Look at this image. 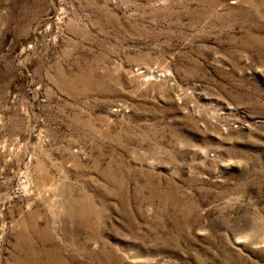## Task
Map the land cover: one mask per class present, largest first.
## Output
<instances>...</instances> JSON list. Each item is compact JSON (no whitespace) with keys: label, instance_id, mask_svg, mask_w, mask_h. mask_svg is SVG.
<instances>
[{"label":"rangeland","instance_id":"rangeland-1","mask_svg":"<svg viewBox=\"0 0 264 264\" xmlns=\"http://www.w3.org/2000/svg\"><path fill=\"white\" fill-rule=\"evenodd\" d=\"M0 264H264V0H0Z\"/></svg>","mask_w":264,"mask_h":264}]
</instances>
